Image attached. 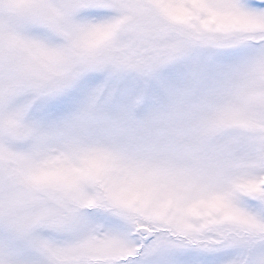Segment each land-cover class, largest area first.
I'll use <instances>...</instances> for the list:
<instances>
[{"label":"snow or ice","instance_id":"1","mask_svg":"<svg viewBox=\"0 0 264 264\" xmlns=\"http://www.w3.org/2000/svg\"><path fill=\"white\" fill-rule=\"evenodd\" d=\"M0 264H264V0H0Z\"/></svg>","mask_w":264,"mask_h":264}]
</instances>
